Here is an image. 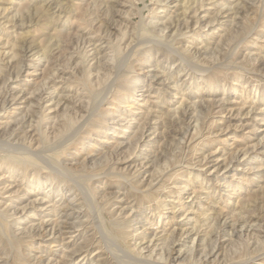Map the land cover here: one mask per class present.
<instances>
[{"label":"rangeland","instance_id":"374dc122","mask_svg":"<svg viewBox=\"0 0 264 264\" xmlns=\"http://www.w3.org/2000/svg\"><path fill=\"white\" fill-rule=\"evenodd\" d=\"M0 264H264V0H0Z\"/></svg>","mask_w":264,"mask_h":264},{"label":"bare ground","instance_id":"6f19581e","mask_svg":"<svg viewBox=\"0 0 264 264\" xmlns=\"http://www.w3.org/2000/svg\"><path fill=\"white\" fill-rule=\"evenodd\" d=\"M114 66V65H113ZM111 68V67H110ZM4 143V142H3ZM6 143H7V141H6ZM14 148H15V146H14ZM7 150V149H6ZM24 152V151H23ZM12 159V158H11ZM39 160V159H38ZM55 167V166H54ZM54 169V168H53ZM58 169V168H57ZM56 170V169H55ZM58 171V170H57ZM95 178V177H94ZM91 194V193H90ZM84 195V194H83ZM91 202H93V201H91ZM54 231V230H53ZM194 241H196V240H194ZM164 254V253H163ZM164 256V255H163ZM139 260H141V259H139Z\"/></svg>","mask_w":264,"mask_h":264}]
</instances>
